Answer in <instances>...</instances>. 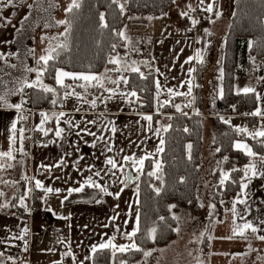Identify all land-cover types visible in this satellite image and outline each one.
<instances>
[{"label": "crops", "instance_id": "1", "mask_svg": "<svg viewBox=\"0 0 264 264\" xmlns=\"http://www.w3.org/2000/svg\"><path fill=\"white\" fill-rule=\"evenodd\" d=\"M209 4L213 5L212 12L205 10ZM187 5H191L192 9L197 6V12L203 14L206 21L204 25H200L199 31L195 34H185L182 30L186 19L181 16V12L188 10ZM232 11L233 4L229 0H204L203 4L200 3V0H175L174 7L163 15L127 18L122 32L128 39L122 38L125 41V49L116 55L124 58L128 64L136 61V66L140 70L143 64L152 63L155 81L159 80L161 84L158 100L156 98L157 89L154 93L153 114L137 111L134 105L137 96L128 95L132 90L129 89L128 83L125 84L123 81L111 86L105 84L106 81H104V87L98 93L76 92L80 94L81 99L76 96L65 99L63 95L59 110L52 112L55 115L54 131L50 136H48L47 129L50 112L28 109L19 95L14 104H22L20 109L0 107V135L2 144H4L3 149L11 150L14 157V159L0 157V165H2V159L8 162L5 176L2 177L3 180H6V183L3 181L4 184L8 186L4 194L6 202L0 200V252L4 253L0 257V261H3V264H57V262L59 264H81V262L92 264L91 247L93 245H98L113 235L116 236V244L131 243L123 233L131 231L135 224V212H139L137 188L130 185L124 187L119 182L123 180L124 173L118 169L107 171L110 166L105 164V160L108 157H113L118 162H122V157L125 155L141 157L152 153L153 156L149 160L154 170L153 161H159L162 153H156V148L161 146L160 139L162 137L164 140L165 134V131L162 130L159 135H156L155 129L166 127L169 117L172 115L161 113V108L157 112L159 103L178 97L179 100L175 105L179 104L181 110L177 111L174 106L175 112L180 113L185 104H190L194 114V93L197 85L200 84L206 91L208 86L213 83L218 96H221L220 70L223 61L224 37ZM217 13L220 15L217 16ZM204 29H208L211 35L205 34ZM0 41L1 46L4 41ZM39 44L38 50L34 48V52L31 53L32 57L28 61V67L37 68L39 57L47 54L45 52L46 44L42 46L41 41ZM197 50L202 52L203 64L195 59L190 63H185L189 56H195ZM110 65L113 68L117 67ZM190 68L196 70L189 73ZM197 72H200V79L196 77ZM113 73L115 76L112 80H118L121 75L128 80L129 74L135 72L113 71ZM35 76V73H30L27 80L31 81ZM189 80L192 82L190 95L169 96L168 88L178 92H187V81ZM245 87H252L256 90V93H248L253 94L255 98L256 107L253 111L258 107L264 111V77L236 76L233 86L234 94L245 95L242 91L238 92ZM105 89H114L115 91L108 92ZM257 94L261 99H257ZM93 100H95V106L91 104ZM98 103L103 105L102 111L96 109ZM168 105H171V102L164 107ZM41 112L46 113L48 117L42 126L40 125ZM61 112L65 115L60 116ZM154 114L158 116V120L156 124H153L152 120V130H149L148 121L142 117L144 115L153 117ZM236 114V112L224 111L221 117L233 127L236 126V122H240L238 118L245 119L247 122L251 120L252 125L247 126V134L255 132L261 128V125H264V117L248 115V117L242 118ZM21 116L24 119H20ZM203 120L206 121L205 117ZM14 121L16 122L15 144L11 140L13 136L11 125ZM89 121L93 123H89ZM40 127L47 131V135L44 131L39 130ZM61 128L63 132L58 137L56 131ZM112 128H115L116 131L112 132ZM21 129H23V152L19 151ZM89 132L96 133V136L88 134ZM38 135L43 136L46 141L42 144L33 143V137ZM101 136L104 139L97 140V137ZM204 138L209 140L208 130H206ZM236 142L242 143V141ZM93 143L96 144V147L92 146ZM243 143L251 148L248 143ZM108 146L112 147L111 152H107ZM162 147L164 148V144ZM236 150L247 155L243 149ZM262 157H264V153ZM262 157L246 164L255 165L257 175L253 176L249 171L245 177L246 165L243 167L241 185L247 184V188L240 187L236 197L221 202V210L213 218L216 224L210 229L209 235L207 234L214 239L211 240L212 242L209 240V244L208 241L204 244L205 253L199 259V264H225L224 260L219 258L217 253L215 254L213 247L217 250L231 249L229 253L232 256L240 257L237 264L261 263L264 251L260 250V243L264 246V240L258 239V236L264 235V231L253 233L248 229L245 230L244 236L237 235L230 240L221 239V237L232 236L234 219L238 224L249 220L258 228L264 229V224L261 223L264 221V175H261L264 173V159ZM9 164L12 167H8ZM237 167L235 158L228 159L222 166L221 174H229ZM125 169H128L127 172H131V174H138L130 164H125ZM96 171L101 172L99 177L93 175ZM113 172L115 175L112 174ZM89 175H93V179L101 185L106 184L108 191L113 195L102 193L99 189L86 185L83 190L88 194L85 197L89 198L97 193L95 201L80 203L83 198L72 196L79 192L69 195L68 189L80 187ZM36 180H40L45 188L50 187L54 190L60 189V191L46 193L43 189L36 188ZM121 188H123L122 192ZM18 191L20 192L19 196L24 197L26 207H33L30 212H26V207H21L18 202L17 205L21 210L19 212L10 211L11 201ZM33 191L36 192V205L33 204ZM116 193H119V199L116 198ZM67 200L76 201V203L68 205ZM238 200H244L245 203H236L237 215L234 217L231 209L233 202ZM62 201L63 203H61ZM38 205L41 207L40 211L36 208ZM129 205H132V208ZM113 217L116 219L113 220ZM209 222L211 223V221ZM117 226L120 228L119 232L116 231ZM24 228L29 231L21 240L18 237ZM246 248L254 250L248 262L245 261L244 249ZM69 249L76 260H73L71 256L64 255ZM213 254L215 255L211 256ZM9 257L12 259L9 260Z\"/></svg>", "mask_w": 264, "mask_h": 264}, {"label": "trees", "instance_id": "2", "mask_svg": "<svg viewBox=\"0 0 264 264\" xmlns=\"http://www.w3.org/2000/svg\"><path fill=\"white\" fill-rule=\"evenodd\" d=\"M76 3L79 4L78 8H73L71 12L66 11L64 20L68 23L62 25L60 34L58 36L53 34L56 39L50 41L47 39V43H51L52 47L57 44L66 45L57 50L59 56L49 61L48 71L42 77L44 84L56 88L55 94L46 93L39 87H23V91H20L23 81L30 75L26 68L32 57L31 49L25 43L32 41L35 30L39 28L38 25H43V28L53 26L54 32L60 30L53 21L52 9L47 13L49 20L47 22L40 21L45 16H42V13L31 16V12H28L27 19H24L25 21L21 19L16 27L17 35L13 41L17 53L6 57L5 60L0 56L1 86L6 81L10 84L15 81V85L19 87L20 99L24 101L28 109L50 112L47 121L48 136L54 131L55 115L52 112L59 110L65 91H70L72 88L83 94L101 91L100 87L93 86L87 87L85 91L77 86L84 83L83 81L70 79H65V84L70 85L71 88H61L53 79L54 69L62 68L69 72L84 73L89 71L103 73L106 68L112 69L107 60L109 56L116 55L125 49V41L116 33L122 31L127 18L163 15L175 5L173 0H76ZM121 5H123V11H121ZM101 14L104 15L103 22L100 19ZM196 17L200 25L206 23L203 14L197 12ZM102 23H106L107 27H102ZM113 44L117 45L115 50L112 48ZM3 65L5 67L1 68ZM41 66L42 62L37 68ZM222 69V97L218 96L213 83L208 86L207 92L199 84L194 93V114L190 104H185L180 113L175 112L174 105L179 100L178 97L171 100V105L160 109L161 113L172 114L167 122V126L171 125V127L164 134V150L159 159L161 170L158 176L160 178L147 175L153 169L151 161L146 160L143 175L132 174L139 175V179L129 184L131 187H139L140 231L134 239L142 251L117 252L113 257L112 250H99L93 253L92 264H121V262L138 264L145 259L144 251L151 250L153 251L150 261H154L155 251L168 245L176 236V232L172 230L176 228L173 213L187 208L199 209L197 189L203 152L206 148L216 159L211 186V203L215 205V209L212 208L210 221L221 210V199L231 200L239 194L243 167L251 160L261 159L264 153V137L253 138L247 132H237L236 128L227 123L221 115L224 111L237 113L242 106L246 108L247 113H251L256 107L253 94L236 95L233 86L234 79L238 75L264 77V0H234L233 11L224 37ZM140 71L144 73L146 79H142L138 73H131L128 76V87L137 93V99L134 102L137 111L153 114L156 85L152 63L143 64ZM108 76L113 79L115 74L109 72ZM196 77L200 79V72H197ZM105 81V84L112 85L107 79ZM3 90L4 87L3 89L0 87V93ZM53 99L57 100L55 105L51 103ZM185 100L187 101V98ZM2 108L9 107L3 105ZM204 117L206 121L203 120ZM157 120L158 116L154 114L153 124H156ZM248 125H252L251 120H248ZM206 126L209 133L207 146H205L204 138ZM236 141L248 143L257 155L250 157L236 150L234 148ZM189 144L192 145L190 153L187 148ZM225 157L227 160L235 158L238 167L229 172L228 179L221 185ZM127 171L128 169H125V172ZM182 178L183 182H181ZM154 188H160L159 194L153 190ZM19 193V191L16 192L11 201L10 211L12 212L21 210L17 205ZM87 194L83 190L72 196L83 198L80 203H91L98 196L96 193L87 198L85 197ZM36 203V192L33 191V204L36 205ZM66 203L73 205L76 201L67 200ZM170 205L175 207L170 209ZM160 217L164 219L161 220ZM153 227L157 229L155 242L148 238V231Z\"/></svg>", "mask_w": 264, "mask_h": 264}, {"label": "snow or ice", "instance_id": "3", "mask_svg": "<svg viewBox=\"0 0 264 264\" xmlns=\"http://www.w3.org/2000/svg\"><path fill=\"white\" fill-rule=\"evenodd\" d=\"M173 2L175 3V0H173ZM13 3H14V0H0V9L8 7L9 5H13ZM200 3L203 4L204 0H200ZM29 7H31V5H29ZM78 7H79V4L76 3V0H73V2L68 6L67 11L71 12L73 8H78ZM120 7H121V11H123V5H121ZM187 8H188L187 11L181 12V16L182 17L191 18L190 17V13L192 11H194L195 9H192L191 5H187ZM205 10L208 11V12H212L213 11V5L209 4ZM12 15H15V13H12ZM219 15H220V13H217V16H219ZM25 19H27V16H25ZM100 19L103 22V20H104V15L103 14H101ZM149 19H151V17H149ZM7 22L10 23L11 21L8 20ZM57 23L58 24H66L68 22L65 21V20H61V21H58ZM191 23H192L193 26H195L196 24L199 23V21L196 20V19H192ZM101 26L102 27H107V24L106 23H102ZM189 30H191V29H189ZM204 32L207 35H211V33L209 32L208 29H204ZM116 34L118 36L124 38L125 40L128 39L125 36L124 32H122V31L118 32ZM42 39H44V38H42ZM51 39H56V37H52ZM249 43L251 45V42H249ZM64 47H66V45L57 44L55 47H52L50 45L49 48L45 49V52L47 54L46 55H41L39 57L38 61H37L38 64H40L42 62V66L39 67V68H31V67L26 68L27 72L36 74L35 80L29 81V80L25 79L23 81V85H22L20 91H23V87H39L42 91H44L46 93L55 94L56 93V88L44 84L43 80H42V77L44 76L45 72L48 71L49 61L55 60L56 57L59 56V52L57 50L60 49V48H64ZM116 47H117V45H115V44L112 45L113 50H115ZM32 51L34 52V50H32ZM194 59L197 62L203 64L204 60H203V55H202L201 50H197L196 53H195V56H189L188 59L185 61V63H190ZM108 63L112 64V65H116L117 67L112 68V69L106 68L103 73H94V72H91V71H89L87 73H84V72H69V71H66V70H64L62 68H55L54 69L55 75H54L53 79L55 80L56 85L60 86L61 88H66V89L71 88V86L65 84V79H71L73 81H83L84 83H80L77 86L80 87V88L85 89V91L87 90L88 86L103 88L105 79H107L112 84H119L121 81H123L125 84L128 83V80L123 75H121L118 80H112L108 76V73L109 72H113V71L121 72V73L122 72L131 71V72L138 73L142 79H146L144 73L141 72L139 67L136 66V64H137L136 61H132L131 64H128L127 61L124 58L120 57L119 55H116V56L110 57L109 60H108ZM13 67H15V66L13 65ZM195 70H196L195 68H190L188 71H189V73H192ZM220 71H221V78H222L223 77V69H221ZM93 82H95V83H93ZM187 83H188L187 92H178V91L173 90L172 88H168L167 92H168L169 96L170 97H175L177 95H184V96L190 95L192 93V82H191V80H189V81H187ZM155 84H156V89H157V97L156 98L158 100V97H159V94H160V90H161V84H160L159 80L155 81ZM105 91L114 92L115 90L114 89H105ZM239 91H242L244 94L256 93V90L254 88H252V87H245V88H243L241 90H238V92ZM128 95L131 96V97H136L137 93L135 91H131L130 93H128ZM220 95H221V97L223 96V89L220 90ZM70 96H76L78 99L82 98V97H80L79 93H76L74 88H72L70 91H65L64 92V98L65 99L70 97ZM257 99L258 100L261 99L259 94H257ZM170 102H171L170 99L169 100H165L163 102H160L159 103V107L157 108V112H159V108L164 107L165 105L169 104ZM0 103H2L3 105H6L9 108H13L14 107L16 109H20L22 107V104H14V105L13 104H9V102H8V100H7V98L5 96H0ZM51 103L53 105H55L57 103V100L53 99L51 101ZM91 104L93 106H95V100L91 101ZM174 106H175L177 111L181 110V106L179 104L174 105ZM184 114L187 115V113H184ZM59 115L63 116L65 114L63 112H61ZM245 115L264 117V111H262L258 107L255 111H253L251 113H245ZM40 116L42 117V119L40 121V125L42 126L47 121L48 117H47V114L43 113V112L40 113ZM169 118L171 119V117H169ZM20 119H24V117L21 116ZM142 119H144L145 121H148V129L152 130L153 117L151 115H144L142 117ZM89 123H93V122L89 121ZM169 127H171V125H169L167 127L156 128L155 129V134L159 135L162 130L166 132ZM11 129H12V132H13V136L11 137V140H12V143L15 144V142H16V136H15L16 122L15 121L12 123ZM39 130L40 131H44L45 135H47V131H45L43 129V127H40ZM111 131L115 132L116 129L112 128ZM185 131H187V129H185ZM236 131L237 132L246 133L248 130H247V128L238 127L236 129ZM62 132H63L62 128L58 129L56 131V136L59 137ZM88 134H90L92 136H96V133L89 132ZM249 135H251L253 138L264 137V125H261V128L256 130L255 132L249 133ZM20 137H21V148L19 149V151L23 152V146H22L23 129L20 130ZM103 139L104 138L102 136L101 137H97V140H103ZM163 144H164V140L161 137V139H160V145L161 146L156 148V153L163 152V150H164L163 147H162ZM92 146L96 147V144L93 143ZM191 147H192L191 144L187 145V148L189 149V153H190ZM234 147L236 149H243L246 152V154L249 155V156H256L257 155V153L253 152L251 150V148L248 147L247 144H244V143H241V142H236ZM106 150H107V152H111L112 151V147L108 146ZM216 151H220V149H216ZM152 156H153L152 153H147V154H145L144 156H141V157H136L135 155H125V156L122 157V162H118V160L113 158V157H108L105 160V164L110 166V169H107V171L117 170L118 169L120 172L124 173L123 180H120L119 182L122 183L124 185V187H128L130 183H134L136 180L139 179V175H143L145 161L151 159ZM0 157H7L8 159H14L11 150L0 152ZM189 158H191L190 155H189ZM224 159L227 160V157H225ZM262 159H264V157H262ZM61 164H63V161H61ZM125 164H130V166L132 168H134L135 171L139 175L133 176L130 173L125 172ZM0 167H3V166L0 165ZM8 167H12V165L9 164ZM153 168H154V170L148 172L147 175L149 177H156L157 179H159L160 177L158 176V172L161 170V163L158 160H154L153 161ZM89 171H91V169H89ZM249 171L252 173L253 176L257 175L255 165L250 164V165H246L245 166V177H247ZM112 174L115 175V172H113ZM93 175L99 177L101 175V172L100 171H96V172H94ZM93 175H89L85 179L83 184H81L80 187L68 189L69 195H71L73 192H81V191H83L85 185L88 186V187L99 189L100 192H102V193H105V194H108V195H113V193L108 191V186L106 184L105 185H101L100 183H98L96 180L93 179ZM261 175H264V173H261ZM25 179H26V177H25ZM227 179H228V174L224 173L222 175L221 180H220L221 185H223L225 180H227ZM181 182H183V178H182ZM35 186H36V188L43 189L46 193H50V192H53V191H56V192L60 191V189H55L54 190V189H52L50 187L45 188L40 180H36L35 181ZM247 186H248L247 184H242L241 185L242 188H247ZM153 190L157 194H159V192H160V188H154ZM28 191H31V189H28ZM120 191L122 192L123 188H121ZM0 195H3V193H0ZM136 195H137V197L139 196V187L138 186H137V189H136ZM115 196H116L117 199H119V193H116ZM65 199H67V197H65ZM61 203H63V201ZM137 203H138V199H137ZM236 203L243 204V203H245V201L244 200H238V201H234L233 202V206H232L231 211H232L234 217L237 215ZM4 206L6 207L7 205H4ZM20 206L21 207H26V205L24 204V197L20 198ZM117 207H119V205H117ZM129 207L132 208V205H129ZM174 207H175V205H170V209L174 208ZM211 207L213 209H215V205H211ZM49 211H51V209H49ZM173 218L174 219H178V217H173ZM115 219H116V217H113V220H115ZM160 219L163 220L164 217H160ZM125 223H127V221H125ZM261 223L264 224V221H261ZM248 229H250L253 233H257L258 231H264V229H260V228H258L257 225H254L252 221L246 220V221H244L243 224H238V223H236V221L234 219L233 220V227H232V236L221 237V239H229L230 240V239H233L237 235L244 236L245 230H248ZM172 230L175 231V232H179V228H175V229H172ZM28 231L29 230L27 228H24L22 230V234L18 238L23 240L24 236L28 233ZM116 231L117 232L120 231L119 226L116 227ZM139 231H140V215H139V212L136 211L135 212V224H134L133 228L131 229V231H127V232L123 233V235L129 241H131V243H128V244H116L115 243L116 236L113 235V236L109 237L106 241H102L98 245H93L91 247V252L95 253L98 250L110 249V250H112L113 257H115L117 252L123 253V252L128 251V250L142 251V249L140 247H138V245L136 244L135 239H134L137 236V234L139 233ZM156 232H157V229L155 227L151 228L148 231V238L152 239L153 242H155V240H156ZM203 235L204 234L201 233V236H203ZM212 239H214V237L208 236V240H212ZM258 239L264 240V235L258 236ZM143 254H144L145 257H148V256L152 255V252L151 251H144ZM3 255H4V253L0 252V257H2ZM64 255L65 256H71L73 260H76V257L72 255V252H71L70 249H69L68 252L64 253ZM8 259L11 260L12 258L9 257ZM86 259H87V257H86ZM0 264H3V261H0ZM57 264H59V262H57ZM81 264H83V262H81ZM121 264H124V262H121Z\"/></svg>", "mask_w": 264, "mask_h": 264}, {"label": "rangeland", "instance_id": "4", "mask_svg": "<svg viewBox=\"0 0 264 264\" xmlns=\"http://www.w3.org/2000/svg\"><path fill=\"white\" fill-rule=\"evenodd\" d=\"M232 4L234 0H229ZM73 2V0H14L13 5H9L8 7L0 9V40L4 41L0 46V56L5 60L6 57H10L11 55L17 53V48L14 43V37L17 35L18 23L21 19L25 21V16H27L28 12H31V16L41 14L45 15L40 21L47 22V13L50 9H52L53 21L60 27L59 31H52V27L43 28V25H38V29L35 30L34 37L32 41L25 43L26 46L30 47L31 53L34 48L38 50V45L40 46V41L42 42V46L46 44V48L52 44L47 43V39L50 41L51 38L57 34V36L61 32V27L63 24H58V21L64 20L65 13L67 11L68 6ZM31 5V7H29ZM15 13V15H12ZM11 22L8 23L7 21ZM2 37V38H1ZM44 38V39H42ZM1 42V41H0ZM32 44V48H31ZM5 67L3 65L1 68ZM36 76L33 80H35ZM32 81V79H31ZM0 87L4 90L1 91L0 96H5L9 102V104H13L15 99L20 96L18 91V85H15V81L11 84L6 81ZM90 87V86H89ZM21 88V87H20ZM26 106V105H25ZM24 106V107H25ZM0 107H3V104L0 103ZM240 122H236L234 128H238L239 126L243 128H247L248 122L245 119L238 118ZM208 130V127H205ZM0 152L6 151L3 149L4 144L1 140L0 135ZM209 141V140H208ZM207 138H205V146L208 144ZM243 143V142H242ZM245 144V143H244ZM2 166L0 170V191L3 195L0 196V200L2 202H6L4 198V194L6 193L7 184L6 180H3L2 177L5 176V168H7L8 162H5L2 159ZM216 168V159L210 154L209 150L206 148L203 152L202 159V169L201 176L199 181V186L197 189V206L198 210H193L190 208L183 209L178 212H174L173 216L178 217L176 220V228H179V232H176L175 238L166 246L158 248L155 252V259L151 262V256L145 257L144 260L139 261L138 264H199V259H201L202 255L205 253L204 244L209 241L208 235L211 231L210 229L216 224L215 220L210 221L212 215V203H211V186L213 174ZM4 181V182H3ZM19 196L17 202L20 204ZM224 199L221 201L223 203ZM139 204V203H138ZM221 205V203H220ZM9 210V207H7ZM27 209V207H26ZM219 216V214H218ZM217 218V217H216ZM227 224V223H226ZM201 233L204 235L201 236ZM208 234V235H207ZM212 242V241H211ZM260 250L264 251V246L260 243ZM212 247V246H211ZM234 247V246H233ZM232 248V247H231ZM215 254L219 255L222 260H224L225 264H237L240 260L238 256H232L229 252L231 249L225 248L222 250H217L213 247ZM153 250H151L152 252ZM245 251V261H250L251 254L254 250H248V248L244 249ZM215 254L211 255L214 256ZM215 259L216 257H212ZM260 264L264 263V255L261 256Z\"/></svg>", "mask_w": 264, "mask_h": 264}, {"label": "built area", "instance_id": "5", "mask_svg": "<svg viewBox=\"0 0 264 264\" xmlns=\"http://www.w3.org/2000/svg\"><path fill=\"white\" fill-rule=\"evenodd\" d=\"M197 10H198V8H197V6H196V7H195V10H194L193 12L190 13V17H191V18H189V17H185L186 21H185V23L182 25V30H183V32H184L185 34H186V33L195 34V33H197V32L199 31L200 24L198 23V24H196L195 26H193L192 23H191V20H192V19H196V20H197V17H196ZM189 29H191V30H189ZM96 109L99 110V111H102V110H103V105H101L100 103H98V104L96 105ZM245 113H247L246 108H245L244 106H242V107L240 108V110L237 112L236 115H237L238 117L246 118V117H248V115H245ZM45 141H46V139H45L43 136H40V135L35 136V137H33V139H32V142H33V143H36V144H37V143H38V144H42V143H44ZM36 208H37L39 211L41 210V207H40L39 205L36 206ZM32 209H33V207L29 206V207H27L26 212H30Z\"/></svg>", "mask_w": 264, "mask_h": 264}, {"label": "water", "instance_id": "6", "mask_svg": "<svg viewBox=\"0 0 264 264\" xmlns=\"http://www.w3.org/2000/svg\"><path fill=\"white\" fill-rule=\"evenodd\" d=\"M128 173H130L131 174V172H128ZM132 175V174H131Z\"/></svg>", "mask_w": 264, "mask_h": 264}]
</instances>
